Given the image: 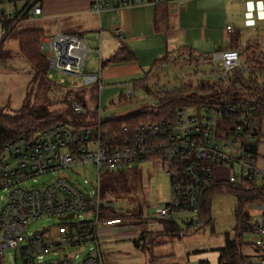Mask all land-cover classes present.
Wrapping results in <instances>:
<instances>
[{"label":"built area","instance_id":"obj_1","mask_svg":"<svg viewBox=\"0 0 264 264\" xmlns=\"http://www.w3.org/2000/svg\"><path fill=\"white\" fill-rule=\"evenodd\" d=\"M5 0H0V7ZM196 0H94L91 11L101 15L107 10L129 7L180 4ZM264 8V7H263ZM258 7L246 4V24L255 23ZM42 9L38 0L30 1L17 19L39 16ZM258 16V15H257ZM0 8V44L13 30ZM232 31V27H227ZM120 35L121 30L116 31ZM47 58L49 72L81 77L88 45L76 35L57 34L40 45ZM217 72L222 80L242 69L239 51L225 50L214 55ZM51 79V76H49ZM132 96V91L128 92ZM215 106L178 109L173 119L141 123L135 129L133 140L122 146L108 139L103 130V110L98 108L93 127L79 129L72 124H57L32 138L19 137L0 146V264H4L7 250H15L23 264H104L101 234L120 223L117 219L101 218L104 206L97 192L85 193L64 169L94 164L99 173L105 169H121L139 165L150 158H159L169 177L170 199L152 207L150 213L158 219L177 224L194 232L201 225L202 196L215 179L216 168L236 169L229 182L241 184L257 181L264 187V173L257 169L252 144L259 141L256 128V104L226 103ZM190 108V107H189ZM74 114L85 116L90 112L82 105L73 106ZM125 131V128H124ZM51 173L58 176L42 186L28 184L37 177ZM89 196V200L87 199ZM257 215L251 221V232L246 237L250 252L244 253V264H264V203L257 204ZM193 214L194 218H179ZM72 216L70 220H64ZM53 218L64 223L77 219L69 230L62 229L57 237L46 228L43 235L28 232L31 223ZM73 248L88 249L80 259L64 256ZM61 258L45 261L46 256ZM197 264V263H196Z\"/></svg>","mask_w":264,"mask_h":264},{"label":"rangeland","instance_id":"obj_2","mask_svg":"<svg viewBox=\"0 0 264 264\" xmlns=\"http://www.w3.org/2000/svg\"><path fill=\"white\" fill-rule=\"evenodd\" d=\"M26 1L19 0L14 3L12 0H5L0 7L7 12V17L14 22L12 32L0 46V108H3L8 114L16 112L25 105L35 108L45 107L50 112L57 114L65 112L68 109V103L82 105L90 114H92L91 112L97 114L99 104H101L104 120L112 117L122 118L127 116L128 112L140 109L142 99L146 104L144 106L150 107V110L153 111L152 108L157 105L160 97L183 88L190 95L208 97L215 93L211 87L221 90V88L226 89V87L232 85L234 73L230 76V79L222 80L217 72L216 66L218 63L215 62L214 58L203 56L196 58L186 55L170 61L169 64L164 65V68L156 77H150L149 89L153 93L152 96L142 92L139 98L134 94L131 97L128 96V91H132L130 87L132 81L129 80L118 85L116 83L110 85L105 81L102 82L99 74L88 82L86 78L74 80L72 77L59 75L52 71L50 72L52 82L60 83L61 79H65L63 87L57 90L51 86V82L47 78L48 69H37L23 56H18L15 52L18 50L14 51L11 48L14 46L15 49H18V34L21 30L33 29L38 24V19H30L29 21L17 19L16 13L17 11L23 12ZM247 1L224 0L229 23L235 28L234 33L237 36L240 34L243 40L244 35L248 34L244 24ZM231 36L233 35L228 34V38ZM93 57L91 54L88 60L90 61ZM244 58L245 63H251L250 65L246 64L247 66L243 64L242 69L252 68V52H247ZM204 61H208V63L204 64ZM262 69L264 70V68ZM243 70L242 73L246 74L248 78L251 73L248 71L243 72ZM252 76L254 78L253 73ZM258 78L256 79L257 84L263 89L264 77L263 79ZM244 84L246 85V83ZM52 90L53 94L50 93ZM218 90L217 93H220ZM121 95H124L123 98H121ZM191 108L187 107V110L193 113L194 110ZM94 119L91 116V120ZM261 144H264V135L259 145ZM255 159L257 169L264 173V169L259 162L264 160V154L259 151ZM233 172H236V169L216 168L215 181L229 182ZM61 173L68 176L85 193L99 190V198L104 205L102 213L104 212L105 215L115 212L125 223L138 224L141 230H143L142 228L147 231L161 229L162 223L158 218H152L150 213L152 207L165 204L170 199L169 177L163 170L159 158H150L139 165H127L121 169H105L101 173L98 172L94 164L64 169ZM58 174L51 173L37 177L35 182L32 180L28 185L31 187L42 186L54 180ZM3 195L4 193L0 191V198ZM210 197L208 212L211 223L199 232L186 237L183 236V239L174 241L176 250L179 253L182 252L175 256L177 264H220V250L226 247V236L229 235L230 238H234L235 209L238 204L236 195L222 191L214 193ZM246 210L250 213L252 219L258 213L256 205H249ZM194 217L195 215L189 213L179 216L181 219ZM136 220L139 222H135ZM76 221L77 219H73L69 223H64L57 219L45 218L31 223L28 226V232L33 233L36 230L46 228L51 235L57 237L62 229H71ZM177 225L185 230V226L180 220L177 221ZM159 236V232H147L146 238L149 242L154 239L158 241ZM144 245L145 243L142 244V247ZM106 246L109 247V250L105 254V258L109 259L110 264H149V257L138 250L132 241L128 239L114 241ZM87 251L88 249L73 248L66 251L64 256L74 257L78 254L81 259ZM103 251L106 250L103 248ZM247 252L249 253L250 250L244 248V253ZM60 258L61 255L56 257L51 255L46 256L45 261ZM188 261L190 262L188 263ZM3 262L4 264H23L22 259L18 257L15 250H7Z\"/></svg>","mask_w":264,"mask_h":264},{"label":"crops","instance_id":"obj_3","mask_svg":"<svg viewBox=\"0 0 264 264\" xmlns=\"http://www.w3.org/2000/svg\"><path fill=\"white\" fill-rule=\"evenodd\" d=\"M12 1L15 3L19 0ZM93 2L94 0H38L42 9L41 15L18 19L21 21L38 19V24L33 29L28 30L42 31L43 40L59 33L76 35L84 40L90 49V53L87 57L83 76L67 75L74 80L86 78L89 82L96 78L98 74L100 79L102 78V82L105 81L110 85L115 83L118 85L129 80L132 81L130 85L132 95L134 94L138 98L141 97L142 93L152 96L147 94L140 86H136V83L144 82L149 87L150 77H156L164 68V65L166 66L170 61L177 60V58L186 55L196 58L200 56L214 58L215 54L225 50L239 51L242 66L243 64L245 66L250 65L251 62L245 63L244 56L247 52H252V68L242 70L251 73L248 78H251L255 87L258 86L256 79L258 77V79H263L264 77V70L262 69L264 68L263 0H248L246 2V4L252 2V6L256 5L258 7V11H256L258 16L256 15L255 23H252V26L246 24V16H244L245 28L248 31V34L244 35V40L240 34L237 36L234 33L235 28L229 23L224 0H196L173 4L168 7L167 25L160 30H156L155 27V7L153 6L107 10L101 15H97L91 11ZM28 3L29 1H26L24 9ZM3 12L6 19L13 21L7 17V12L4 9ZM20 13L17 11L16 17ZM227 27H232V31H228ZM118 29L121 30L120 35L116 33ZM28 30L24 29L20 32ZM228 34L233 36L228 38ZM11 48L14 51L18 50L15 51L18 56L21 55L19 38L18 49H15L14 46ZM91 54L94 57L89 61ZM118 54L127 57L128 60L112 61V58ZM207 63L208 61H204V64ZM49 76L51 75L48 70L47 78L53 88L58 90V88L63 87L64 78L61 79L60 83H54ZM243 76L248 79L246 74L243 73ZM259 90L264 92V88L261 89L260 86ZM50 93L53 94V90ZM121 96L123 98L124 95ZM140 103L141 107L151 109L144 106L146 104H144L143 99ZM99 108L102 109L101 104H99ZM135 110L128 112L127 116ZM91 113V115L95 114ZM263 135L264 123L261 126L259 143H261ZM259 143L256 153L260 151L264 154V144L259 145ZM259 162L264 169V160ZM152 218L157 219V216L152 215ZM158 220L162 223L160 230L147 231L144 228L141 230L138 224H127L123 219H120V223L114 228L103 232L100 245L104 264H110L109 259L105 258V254L109 250L106 245L125 239L132 241L138 250L149 257V264H177L175 256L182 252L179 253L176 250L174 241L183 239L186 236H179L178 238L163 236L161 242L149 251L144 250L142 247L144 242H140L139 247L135 245V241H138L143 233H162L164 231L163 222L160 219ZM135 222L139 221L136 220ZM103 248L106 251H103Z\"/></svg>","mask_w":264,"mask_h":264},{"label":"trees","instance_id":"obj_4","mask_svg":"<svg viewBox=\"0 0 264 264\" xmlns=\"http://www.w3.org/2000/svg\"><path fill=\"white\" fill-rule=\"evenodd\" d=\"M32 1V0H27ZM168 6H155V27L160 30L167 25L168 22ZM19 16V15H18ZM13 21H8V25H12ZM19 51L20 54L32 65L39 70L48 69V61L42 55L40 45L44 39V35L40 30H28L20 32ZM3 44V43H2ZM0 44V46L2 45ZM128 60L127 57L116 55L112 61ZM246 83V85L244 84ZM136 86L143 88L147 94L152 95V91L146 83H136ZM239 86V87H238ZM211 87V86H210ZM209 87V88H210ZM215 93L208 97L200 95H190L186 89H180L174 93H168L159 98L157 105L152 110L146 109L136 115H129L125 118L112 117L103 121V130L108 132V139L118 141L117 144L122 146L127 140L132 141L135 129L141 123L149 121H160L163 119H173L176 111L181 108L204 106H215L222 104L221 101L225 98L226 103L248 105L257 102L255 108V120L258 137H260L261 126L264 123V92L259 90V86H253L252 80L245 79L241 71H236L232 78V85L221 88L220 93H217L216 87H211ZM216 90V91H215ZM68 109L61 113H52L45 107H30L23 106L12 114L6 113L3 108H0V146L8 143L19 137L32 138L34 135L50 129L57 124H72L83 129L93 127L91 116H78L73 112L74 104H67ZM96 119V116H95ZM94 119V120H95ZM125 128V131H124ZM259 141L252 144V152L257 155V145ZM227 191L236 195L238 204L235 209L236 226L234 229V238L226 236V247L220 250V264H244L245 257L243 250L246 245L245 239L251 232V215L246 210L249 205H257L264 203V187L259 186L257 181H244L241 184H231L228 182L212 181L209 188L205 190V204L200 209L201 225L194 232H186L184 236L199 232L203 227L211 223V218L208 212V201L214 193ZM210 197V198H209ZM103 219H117L120 217L117 213L108 214L101 213ZM163 222L164 231L160 233L161 237L158 241L146 238L147 233H143L135 245L139 247L140 242H144V250H151L158 245L163 236L178 238L183 231L177 224L172 222ZM148 242V243H146Z\"/></svg>","mask_w":264,"mask_h":264},{"label":"water","instance_id":"obj_5","mask_svg":"<svg viewBox=\"0 0 264 264\" xmlns=\"http://www.w3.org/2000/svg\"><path fill=\"white\" fill-rule=\"evenodd\" d=\"M146 109H147V107H141L140 109H137V110L133 111V112L131 113V115H136V114H138V113H140V112H142V111H144V110H146ZM87 199H88V200L90 199L89 196H87ZM202 204H203V205L205 204V198H204V196H202ZM70 219H72V216H69L68 218H66V219H64V220H70ZM44 232H45V229H43V230L40 231V232L35 233V235H36V236H38V235H43Z\"/></svg>","mask_w":264,"mask_h":264}]
</instances>
